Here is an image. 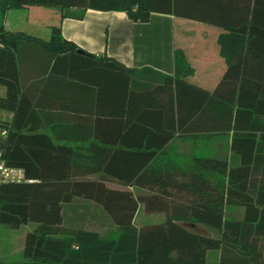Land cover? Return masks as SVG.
<instances>
[{
  "label": "trees",
  "instance_id": "16d2710c",
  "mask_svg": "<svg viewBox=\"0 0 264 264\" xmlns=\"http://www.w3.org/2000/svg\"><path fill=\"white\" fill-rule=\"evenodd\" d=\"M13 5L58 12L30 11L33 22L57 21L52 38L6 28ZM87 9L217 28L225 69L209 88L181 50L174 75L80 52L61 22ZM0 85V109L13 112L0 120V148L26 177L0 183L1 228L36 224L23 260L4 264H206L212 249L219 264H264V0H0ZM82 90L97 93L95 107L72 99ZM213 134L230 135L231 158L196 154L188 168L169 151L176 138ZM78 201L118 232L67 227ZM228 206L242 217L228 218Z\"/></svg>",
  "mask_w": 264,
  "mask_h": 264
},
{
  "label": "crops",
  "instance_id": "0c3cea01",
  "mask_svg": "<svg viewBox=\"0 0 264 264\" xmlns=\"http://www.w3.org/2000/svg\"><path fill=\"white\" fill-rule=\"evenodd\" d=\"M25 8L29 11L27 18L30 23L48 26L53 33L57 23L56 20L53 23L33 22L30 20V11L33 9V14L39 16L48 13L58 15V12L52 9L48 11L40 7ZM4 24L6 26V15ZM200 24L191 20L176 18L171 14L158 12L152 13L149 21L138 22L132 20L124 11L87 9L81 18L70 16L63 18L61 29L65 38L74 41L79 46V50H82L80 52L91 53L98 57L114 58L133 69L152 67L174 75L176 73L175 54L177 50H181L185 54L188 63L195 69L193 78L206 87L213 88L226 66L225 60L219 54L217 39L220 30L214 27L202 26L204 28L202 31V28L197 26ZM177 25H181L180 29L186 31L183 30L180 35L177 34ZM6 28L8 27L6 26ZM89 93L87 95L83 90L77 91L71 97L72 99H79L78 104L82 105L81 107H95L98 103V95L97 93L93 94V91ZM4 94L5 87L0 85V96ZM54 95L55 99H61L60 94L54 93ZM12 117L13 112L0 109V120L9 121ZM2 130L0 128V136L4 133ZM208 136L199 135L196 138ZM84 219L82 221L84 227H94L105 232L109 231L110 228L111 231L118 232L109 219L101 221L92 216L87 220ZM185 225L194 232L207 235L213 234L212 230H209L212 227L209 228L206 224L200 222L187 221ZM35 227V223H28L16 228L21 229L18 232L20 234L19 239L8 246L2 236L1 229L0 264L23 260L25 236L28 231ZM15 231L12 233L16 234ZM219 258L220 252L217 253L216 264H219ZM206 264H215V249L207 251Z\"/></svg>",
  "mask_w": 264,
  "mask_h": 264
},
{
  "label": "rangeland",
  "instance_id": "374dc122",
  "mask_svg": "<svg viewBox=\"0 0 264 264\" xmlns=\"http://www.w3.org/2000/svg\"><path fill=\"white\" fill-rule=\"evenodd\" d=\"M29 11L25 7L13 5L10 6L6 11V26L13 31H22L26 35H30L36 38H40L42 40L48 41L52 38L51 29L45 25H37L32 24L28 21ZM184 29L177 28V34L180 35ZM186 31V30H184ZM215 137V138H214ZM230 135H220L213 134L208 137H200V138H177L175 139L170 147V153L179 159L186 167L190 168L193 166V156L205 155V156H215V157H232V151L230 148ZM82 207V212H79V209ZM68 215H74L77 219H67L66 226L75 228L78 227L80 222L87 220L90 216L94 218H98L101 214V211L98 207L88 204L86 202H75L70 208H68ZM85 213V215H84ZM84 215V216H83ZM226 215L228 218H241L243 215V208L228 206L226 210ZM81 220V221H80ZM83 223V222H82ZM80 226V225H79ZM209 228L212 226L207 225ZM2 236L6 240L7 246L9 244H13V242L18 241L20 234L19 230L16 228H10L3 226L2 228ZM16 230L15 233H12ZM212 230L211 235H215L218 237L220 235V231L217 228L212 227L209 229ZM211 233V232H210ZM13 234V235H12ZM15 245V243H14ZM16 249V245L14 246ZM14 249V248H13ZM12 249V250H13ZM219 250L215 249V264L217 263V253ZM2 263V262H1Z\"/></svg>",
  "mask_w": 264,
  "mask_h": 264
},
{
  "label": "built area",
  "instance_id": "2783aa9c",
  "mask_svg": "<svg viewBox=\"0 0 264 264\" xmlns=\"http://www.w3.org/2000/svg\"><path fill=\"white\" fill-rule=\"evenodd\" d=\"M25 171L21 167L11 166L7 164L3 158V153L0 148V183L1 182H20L25 180ZM1 231V222H0Z\"/></svg>",
  "mask_w": 264,
  "mask_h": 264
},
{
  "label": "water",
  "instance_id": "95a60500",
  "mask_svg": "<svg viewBox=\"0 0 264 264\" xmlns=\"http://www.w3.org/2000/svg\"><path fill=\"white\" fill-rule=\"evenodd\" d=\"M79 51H82V50H79Z\"/></svg>",
  "mask_w": 264,
  "mask_h": 264
}]
</instances>
